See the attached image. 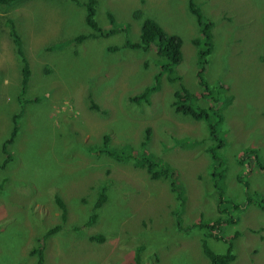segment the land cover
Masks as SVG:
<instances>
[{
	"label": "rangeland",
	"instance_id": "obj_1",
	"mask_svg": "<svg viewBox=\"0 0 264 264\" xmlns=\"http://www.w3.org/2000/svg\"><path fill=\"white\" fill-rule=\"evenodd\" d=\"M79 1L23 0L0 6V161L7 157L3 143L11 135L13 117L25 107L20 131L8 146L13 158L0 167V264H37L32 253L36 247L43 249L45 264H210L203 250L205 228L189 226L218 217L222 190L243 208L231 209L238 222L222 232L233 237V264H264V210L245 206L246 182L251 191L264 195V170L248 171L237 154L249 146L264 149V0H195L213 21L206 81L213 90L217 84L224 87L219 98L226 92L232 96L224 105L222 126L228 131L222 148L228 169L217 184L207 152L213 141L205 123L176 113L172 106L178 82L164 75L150 102L131 100L159 71L154 47L149 52L123 47L128 38L140 37L142 19L134 16L138 8L182 37L183 83L196 94L204 93L193 42L201 35L200 25L188 0H98L100 26L111 27L112 13L127 30L97 36L86 21L87 0ZM8 17L21 31L29 61L26 97L39 101L20 102L22 60ZM79 34L88 37L78 43L74 38ZM51 44L56 47L48 50ZM209 100V95L200 97L199 103L207 106ZM94 103L107 112L95 109ZM147 127L152 129L150 140L145 138ZM106 133L112 147L147 149L176 170L187 196L178 215L167 181L92 149L103 143ZM103 187L107 199L88 225ZM57 196L66 203V214ZM56 225L55 233L44 237ZM209 241L220 252L227 248L223 240Z\"/></svg>",
	"mask_w": 264,
	"mask_h": 264
},
{
	"label": "trees",
	"instance_id": "obj_2",
	"mask_svg": "<svg viewBox=\"0 0 264 264\" xmlns=\"http://www.w3.org/2000/svg\"><path fill=\"white\" fill-rule=\"evenodd\" d=\"M23 0H0V6L2 9L7 8L13 4L21 2ZM77 4H81L79 0H72ZM98 0H87L86 6V21L87 23L98 33L92 34L97 35H110L118 31H126L127 27L118 26L116 19L112 13H109V20L111 27L109 29H104L100 26L96 19L97 4ZM189 9L192 14L197 17L198 23L200 25L199 37L194 38L193 42L197 44V64H198V75L203 82L204 93L196 94L194 91L186 87L183 83V75L180 73V65L184 61V53L182 49L183 40L178 33L167 31L157 20L153 17L145 16V12L138 8L134 11V16L138 19H142L140 37L137 41L128 38L123 47L138 48L144 51H150L154 47L156 49L155 61L159 67L158 74L155 76L154 82L145 87L143 93L139 96L132 97V101L141 102L145 98L150 102V96L160 90V83L162 77L165 75L170 82H178V88L173 93L172 106L176 113L184 114L190 116L196 120H202L208 131V137L213 141V143L207 148V152L211 158V176L215 180L216 184L223 177L228 169L225 166V157L222 154V148L226 146L227 139L223 133L228 134V131L222 130L223 123L225 121V115L223 113L224 105L230 103L231 94L225 93L224 98H219L224 87L221 84H217L218 89L213 90V87L206 81V68L209 63V55L212 54L214 49V37L212 33L213 21L206 18L201 10V7L195 0H188ZM6 24L9 27L10 36L16 46V52L22 60V79H21V89H20V99L21 103L39 101V97H26L27 90L30 84V67L29 61L24 48V42L21 35V31L18 30L16 21L12 17H8ZM88 37L87 34H79L74 40L78 43L83 42ZM55 44H51L47 47L48 50L54 49ZM120 48V46L118 47ZM117 48V49H118ZM209 95V103L207 106H202L199 103L200 97H207ZM23 106V105H22ZM93 107L102 113L107 112L97 103L93 104ZM25 107L19 112H16L13 120L14 127L12 129L11 135L3 143V151L7 154V157L0 161V167H6L7 163L11 161L13 155L8 146L15 141L16 136L21 128L22 116H24ZM152 129L151 127L146 128L145 138L150 140ZM111 136L106 133L103 138V143L98 147H92L93 150L98 152H104L110 157L123 162H130L136 167H144L151 174L152 178L167 181L170 190L174 193L177 200V211L178 215L180 210L186 204V189L183 183L180 181L178 173L176 170L166 162H163L160 158L155 155L148 153V150H136L133 145L125 146L122 148L112 147ZM197 142L196 140H194ZM260 143V141H257ZM242 145V144H241ZM238 161L243 166H248V171H252L255 168H260L264 170V149L260 146H249L237 152ZM240 182H241V177ZM2 183V182H1ZM0 183V192L3 190V183ZM246 182V195L247 201L245 206L252 205L256 207H261L264 210V195L259 191H251L249 185ZM217 186V185H216ZM217 191H220L217 187ZM224 191L220 193L218 199V217L210 221H198L194 227L205 228V238L203 239V250L210 261V264H233L236 259L235 245L233 243V237L231 240L223 235V230H226L228 226H232L238 222V217L234 215L233 210L241 211L243 208H239L242 203L236 202L232 199H226L224 196ZM260 196V200H255ZM107 199V188L103 187L100 191L99 197L94 204L93 213L87 221L88 225L94 223L97 219V209L102 206L103 202ZM86 200V199H85ZM58 205L62 208L64 213H67V206L63 198L60 196L56 197ZM221 213V214H220ZM182 220L179 218V227L183 228ZM60 227L56 225L55 227L49 228L45 233L44 237L55 233V231ZM188 227V228H189ZM230 227H228L229 229ZM254 231H256L254 229ZM209 238H214L216 240H223L227 244V248L224 252L216 250L210 243ZM92 240L102 241L103 237L98 235H91ZM32 253L37 256V264H45V255L43 249L36 247ZM141 253L137 252L136 259L140 261Z\"/></svg>",
	"mask_w": 264,
	"mask_h": 264
},
{
	"label": "bare ground",
	"instance_id": "obj_3",
	"mask_svg": "<svg viewBox=\"0 0 264 264\" xmlns=\"http://www.w3.org/2000/svg\"><path fill=\"white\" fill-rule=\"evenodd\" d=\"M221 214V213H220Z\"/></svg>",
	"mask_w": 264,
	"mask_h": 264
}]
</instances>
